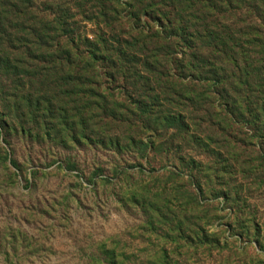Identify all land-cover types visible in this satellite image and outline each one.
Returning a JSON list of instances; mask_svg holds the SVG:
<instances>
[{"label": "rangeland", "instance_id": "374dc122", "mask_svg": "<svg viewBox=\"0 0 264 264\" xmlns=\"http://www.w3.org/2000/svg\"><path fill=\"white\" fill-rule=\"evenodd\" d=\"M65 5L75 16V34L94 45H115L109 39L120 29L109 34L92 18L94 0H66ZM237 19L239 15L229 23L247 24ZM175 48L189 56L184 45ZM188 56L186 61L191 60ZM205 56L212 63L209 52ZM141 84L145 87L135 92L143 98L148 93L151 107L153 90L159 93L161 103L152 108L155 114L168 112L162 126L152 121L144 126L150 115L134 124L122 122L123 108H135L133 101L120 85L107 83L97 95L114 94L117 101L108 105L119 108V115L116 125L109 122L103 128L104 135L96 131L54 139L36 124H28L30 134L25 135L12 130L13 116L0 106L9 143L3 145L19 166L11 168L8 159L6 169L0 166V248L4 245L7 254H0V264H92L104 245L120 250L125 264L152 263L154 252L164 248L173 264L176 247L172 239L166 240L170 227L160 216L176 213L183 221L181 213L188 206L189 225L184 227L206 222L222 246L194 260L183 254L177 264H264V131L257 128L264 120L256 126L252 115L232 116L230 107L218 100L220 89H228L226 82L196 104L182 96L184 87L176 88L177 95H166L171 85ZM0 87L3 105L12 88L3 72ZM45 95L63 106L70 100L51 90ZM68 107L74 116L73 105Z\"/></svg>", "mask_w": 264, "mask_h": 264}, {"label": "trees", "instance_id": "16d2710c", "mask_svg": "<svg viewBox=\"0 0 264 264\" xmlns=\"http://www.w3.org/2000/svg\"><path fill=\"white\" fill-rule=\"evenodd\" d=\"M65 2L0 0V72L11 80L12 87L0 106L13 116L9 123L12 130L26 135L30 134L28 124H36L54 139H61L62 134L76 138L96 131L104 135L103 128L117 122L119 108L112 110L108 105L109 100L113 104L117 101L114 94L107 98L97 95L103 83L120 85L121 92L133 101L135 108H128L129 104L123 108L126 118L122 122L134 124L132 121L141 122L150 115L152 119L144 126L150 121L162 126L169 115L167 111H153L161 103L159 93L152 92V108L146 100L151 99L148 93L143 98L135 92L144 86L142 80L151 88L171 85L166 95L171 91L177 95L176 88L184 87L182 96L191 104L210 98L226 82L229 91L222 88L217 94L218 100L230 107L231 115H252L256 126L264 120V0H94L91 9L96 16L92 18L101 22L109 34L120 29L109 39L114 46L107 42L94 45L75 34V16ZM237 15V20L247 24L229 23ZM179 45L189 50L191 60L186 61V50L176 52ZM205 52L213 57L212 63H208ZM142 73L149 76L144 78ZM48 90L61 100H70L63 106L55 102L53 95H45ZM2 91L0 87V100ZM68 104L73 105L74 116ZM257 128L264 131V125ZM6 129V123L0 122V166L6 169L8 159L11 168L19 170L17 163L7 157ZM149 207L155 208L153 204ZM181 214L183 221L176 213L160 216L161 222L170 227L166 240L172 239L176 247L173 264L183 254L194 260L221 248V240L209 232L206 222L194 224V229L184 227L185 223L189 225V206ZM156 252V258L148 264H170L164 248ZM1 253L6 257L4 245ZM98 254L92 264L126 261L119 256L120 250L106 245Z\"/></svg>", "mask_w": 264, "mask_h": 264}]
</instances>
